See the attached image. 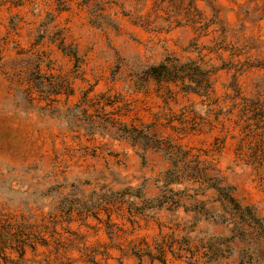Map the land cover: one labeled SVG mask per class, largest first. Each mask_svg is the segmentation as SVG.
Returning <instances> with one entry per match:
<instances>
[{
	"label": "rangeland",
	"instance_id": "rangeland-1",
	"mask_svg": "<svg viewBox=\"0 0 264 264\" xmlns=\"http://www.w3.org/2000/svg\"><path fill=\"white\" fill-rule=\"evenodd\" d=\"M0 264H264V0H0Z\"/></svg>",
	"mask_w": 264,
	"mask_h": 264
},
{
	"label": "trees",
	"instance_id": "trees-1",
	"mask_svg": "<svg viewBox=\"0 0 264 264\" xmlns=\"http://www.w3.org/2000/svg\"><path fill=\"white\" fill-rule=\"evenodd\" d=\"M148 72L158 80H177L179 78L182 79L185 77L183 74H180V69H177L175 66H170L164 62L158 65L151 66ZM187 87L190 88V90H195L194 87H192L190 84H188ZM213 186L216 187L222 193L224 198L232 202L236 209H241V206L231 195L228 187L222 186L218 183L214 184ZM248 210L250 211L251 209L248 208Z\"/></svg>",
	"mask_w": 264,
	"mask_h": 264
}]
</instances>
